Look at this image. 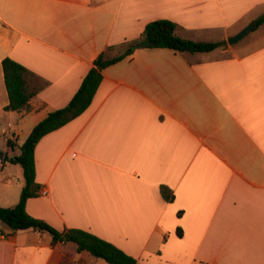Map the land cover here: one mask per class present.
<instances>
[{"label":"crops","instance_id":"obj_1","mask_svg":"<svg viewBox=\"0 0 264 264\" xmlns=\"http://www.w3.org/2000/svg\"><path fill=\"white\" fill-rule=\"evenodd\" d=\"M263 13L264 0H0V151L9 156L69 102L106 47L137 39L148 22L225 42L209 52L140 48L102 68L89 106L35 145L46 193L27 199V213L88 231L136 264H264V43H227ZM5 57L45 81L27 109H4ZM7 164L1 207L17 203L23 184ZM0 264L109 263L0 220Z\"/></svg>","mask_w":264,"mask_h":264},{"label":"trees","instance_id":"obj_2","mask_svg":"<svg viewBox=\"0 0 264 264\" xmlns=\"http://www.w3.org/2000/svg\"><path fill=\"white\" fill-rule=\"evenodd\" d=\"M254 28L264 23V13L254 21ZM179 26L169 19H156L148 22L140 36L131 41L105 48L93 61V66L87 71L69 102L61 108L53 110L38 122L27 135L25 141L19 146L17 155L3 154L0 163L9 162L18 164L22 169L23 184L19 200L12 206H0V220L7 224L11 230L34 229L47 232L51 235V245L71 242L76 246L77 252L87 251L91 255L105 260L109 264H136V259L98 236L78 228L56 230L44 220L31 216L25 209L27 199L39 194L40 185L35 181L34 148L39 139L79 116L91 103L93 95L101 81V70L107 65L115 63L132 54L131 46L142 40L153 41L156 48H168L175 52H209L225 42L194 41L183 38L178 34ZM118 51L109 55L110 51ZM3 80L8 96L5 110L20 111L27 109L30 99L45 85V81L31 79L33 73L23 65L9 57L1 60ZM9 148H14L11 141H7ZM166 200L172 199L171 191L166 187L160 188Z\"/></svg>","mask_w":264,"mask_h":264},{"label":"rangeland","instance_id":"obj_3","mask_svg":"<svg viewBox=\"0 0 264 264\" xmlns=\"http://www.w3.org/2000/svg\"><path fill=\"white\" fill-rule=\"evenodd\" d=\"M240 41H241L240 44L242 43V45H245L246 50L257 46L258 44L264 43V23L262 25L256 27V28H254L247 35H245ZM117 51H118V49L110 51L108 54L113 55ZM4 147H5V142L2 138V136L0 135V149H2ZM18 150H20V149H18ZM0 152H2V151H0ZM7 165H8V167H10V169H16V171H20L22 173V169L18 164L10 163Z\"/></svg>","mask_w":264,"mask_h":264},{"label":"water","instance_id":"obj_4","mask_svg":"<svg viewBox=\"0 0 264 264\" xmlns=\"http://www.w3.org/2000/svg\"><path fill=\"white\" fill-rule=\"evenodd\" d=\"M253 26H254V23L250 22L248 25H246L244 28H242L238 33H236L232 36H229L227 38V43L229 45L236 43L237 41L242 39L253 28ZM151 46H153V41L142 40V41H139V42L133 44L131 46V50L135 51V50L140 49V48H146V47H151ZM2 158H3V153L0 152V159H2Z\"/></svg>","mask_w":264,"mask_h":264},{"label":"built area","instance_id":"obj_5","mask_svg":"<svg viewBox=\"0 0 264 264\" xmlns=\"http://www.w3.org/2000/svg\"><path fill=\"white\" fill-rule=\"evenodd\" d=\"M46 193V191L45 190H41V189H39V194H42V195H44Z\"/></svg>","mask_w":264,"mask_h":264}]
</instances>
